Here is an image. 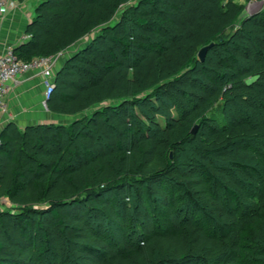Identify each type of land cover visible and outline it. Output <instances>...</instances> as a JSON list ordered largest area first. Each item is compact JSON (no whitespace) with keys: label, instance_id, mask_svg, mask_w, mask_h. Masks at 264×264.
Segmentation results:
<instances>
[{"label":"trees","instance_id":"trees-1","mask_svg":"<svg viewBox=\"0 0 264 264\" xmlns=\"http://www.w3.org/2000/svg\"><path fill=\"white\" fill-rule=\"evenodd\" d=\"M129 1L39 0L13 48L30 60L87 37L45 100L69 120L0 132V264H241L247 240L264 264V8L225 35L235 0L117 15ZM133 218L138 239L114 241L106 225Z\"/></svg>","mask_w":264,"mask_h":264},{"label":"crops","instance_id":"crops-1","mask_svg":"<svg viewBox=\"0 0 264 264\" xmlns=\"http://www.w3.org/2000/svg\"><path fill=\"white\" fill-rule=\"evenodd\" d=\"M11 1L8 12L5 13V11L0 19V50L4 45L15 47L27 40L29 35L26 33L25 28L30 18L34 15L35 6L39 3V0ZM86 41L87 37L64 50L63 52L66 54L60 58V61L62 62L70 52L83 46ZM40 84H42L41 75L37 69L22 74L9 84L5 99L7 108L13 115L11 119L15 118L13 121L17 125L23 127L27 124L41 121H57L60 117H64L54 114L48 109L45 113L39 109L40 92H36V89L39 90ZM41 99L43 100V91Z\"/></svg>","mask_w":264,"mask_h":264},{"label":"rangeland","instance_id":"rangeland-1","mask_svg":"<svg viewBox=\"0 0 264 264\" xmlns=\"http://www.w3.org/2000/svg\"><path fill=\"white\" fill-rule=\"evenodd\" d=\"M7 1L8 2H7V8L5 10L6 11L5 13L8 12V9L10 7V2H12L11 0H7ZM136 1L137 0H130L128 3L124 4L123 6H120L119 9H118V11H117V15L121 11H123V9L126 6H128L129 4L136 3ZM235 2H237L238 4H241L242 10H241L240 14L238 15L237 19L235 20L234 24H232L231 26H229V27L226 28L225 35H229L234 29H236V27L238 25H240L239 23H240L241 19L244 16H247V15H249V14L255 12V11H258V10H261V9L264 8V0H252V1H250V0H235ZM141 8H144V6L141 7ZM62 53H63V55L60 58L64 57L65 54H66L65 52H62ZM60 58L57 59V62L55 64L54 70H56V68L58 67L59 63L61 62L60 61L61 60ZM38 91L40 92V100L38 102L39 109L43 113H45L46 110H47V108H46L43 100L41 99L42 98V91H43V85L42 84H40L39 90L36 89V92H38ZM213 111L215 112V115L218 118H220V119L222 118L223 115L221 113V111H222V105L221 104H220V106H217ZM12 116L13 115L11 114V112L9 111V109L7 108L6 99H4V106H1L0 107V132L3 131V130L6 131V127H7V125L9 123L16 124V122L13 121L15 118L14 119H11ZM69 118L70 117H66V116L65 117H60L59 120L65 122V121H68ZM158 120L160 122H162V119L159 116H158ZM16 126L18 128H21V126H19L17 124H16ZM2 206H4V204L0 203V207H2ZM139 224H140V221L139 220L134 219V218L131 219L129 221V227L126 229V231H127L126 234H123L122 233V230H120L119 228H117L114 224H110V225L107 224L106 226H107L109 232L112 233L113 238H114V241L120 242L121 239H122V237L124 235H127V233H130V232L132 233V237L134 239H138L137 233L139 232V229H138V225ZM142 224L145 225V226H147L148 228H151L154 225L152 220L151 221H148V222H145V223H142ZM248 242H249L248 240L245 241L244 246H243V249H242L241 254H240V260H241L240 262H241V264H249V262L250 263L253 262V259H252L253 256H254V252H253V249H252L253 246H252V244H250Z\"/></svg>","mask_w":264,"mask_h":264},{"label":"built area","instance_id":"built-area-1","mask_svg":"<svg viewBox=\"0 0 264 264\" xmlns=\"http://www.w3.org/2000/svg\"><path fill=\"white\" fill-rule=\"evenodd\" d=\"M7 2V0H0V19L7 8ZM13 48L12 45H4L0 50V107L4 106L9 84L33 69H37L41 75L43 102L46 106L45 100L49 97L55 85L53 81L55 64L57 59L63 55V51L49 56H38L30 60H22L16 56Z\"/></svg>","mask_w":264,"mask_h":264},{"label":"water","instance_id":"water-1","mask_svg":"<svg viewBox=\"0 0 264 264\" xmlns=\"http://www.w3.org/2000/svg\"><path fill=\"white\" fill-rule=\"evenodd\" d=\"M213 45V42H209L207 43L206 45H203L201 46L198 51H197V58L202 61L206 56V52L208 51V49ZM196 129V125H194L192 128H191V132L194 133Z\"/></svg>","mask_w":264,"mask_h":264}]
</instances>
